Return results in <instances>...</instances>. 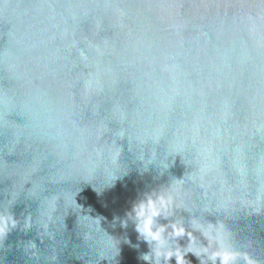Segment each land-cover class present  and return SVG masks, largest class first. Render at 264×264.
I'll list each match as a JSON object with an SVG mask.
<instances>
[{"label": "clouds", "instance_id": "9594fccd", "mask_svg": "<svg viewBox=\"0 0 264 264\" xmlns=\"http://www.w3.org/2000/svg\"><path fill=\"white\" fill-rule=\"evenodd\" d=\"M125 249L264 264V0H0V264Z\"/></svg>", "mask_w": 264, "mask_h": 264}, {"label": "water", "instance_id": "95a60500", "mask_svg": "<svg viewBox=\"0 0 264 264\" xmlns=\"http://www.w3.org/2000/svg\"><path fill=\"white\" fill-rule=\"evenodd\" d=\"M143 189L144 181L135 175H131L121 181H117L113 188L104 190L100 196L91 187H86L77 197V202L83 204L86 208L92 207L95 213L103 215L110 220L113 213L121 212L128 202L135 199L137 193ZM123 255L129 264H136L134 253L125 249ZM188 258L192 261V264H198L195 257L189 256Z\"/></svg>", "mask_w": 264, "mask_h": 264}]
</instances>
